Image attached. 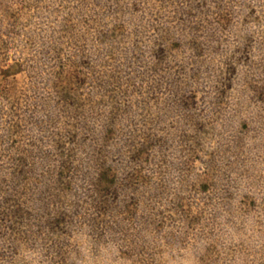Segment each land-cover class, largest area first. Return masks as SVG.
I'll return each instance as SVG.
<instances>
[{"label":"rangeland","instance_id":"1","mask_svg":"<svg viewBox=\"0 0 264 264\" xmlns=\"http://www.w3.org/2000/svg\"><path fill=\"white\" fill-rule=\"evenodd\" d=\"M0 264H264V0H0Z\"/></svg>","mask_w":264,"mask_h":264}]
</instances>
